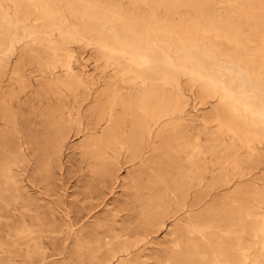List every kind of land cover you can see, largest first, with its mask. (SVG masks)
<instances>
[{
	"label": "rangeland",
	"instance_id": "374dc122",
	"mask_svg": "<svg viewBox=\"0 0 264 264\" xmlns=\"http://www.w3.org/2000/svg\"><path fill=\"white\" fill-rule=\"evenodd\" d=\"M0 264H264V0H0Z\"/></svg>",
	"mask_w": 264,
	"mask_h": 264
},
{
	"label": "bare ground",
	"instance_id": "6f19581e",
	"mask_svg": "<svg viewBox=\"0 0 264 264\" xmlns=\"http://www.w3.org/2000/svg\"><path fill=\"white\" fill-rule=\"evenodd\" d=\"M32 1V0H31ZM144 1V0H143ZM26 3V2H25ZM40 4V3H39ZM41 5V4H40ZM43 5V4H42ZM58 6V5H57ZM89 7V6H88ZM40 8V7H39ZM26 9V8H25ZM53 9V8H52ZM93 9H94V7H93ZM138 9V8H137ZM28 10V9H27ZM44 10V9H43ZM42 10V11H43ZM50 11V10H49ZM105 11V10H104ZM31 12V11H30ZM103 12V11H102ZM56 13V12H55ZM72 14V13H71ZM50 15V14H49ZM25 18V17H24ZM39 18V17H38ZM138 18V17H137ZM56 19V18H55ZM63 20V19H62ZM42 21V20H41ZM4 23V22H3ZM146 23V22H145ZM39 25V24H38ZM114 25V24H113ZM132 25H133V23H132ZM147 25V24H146ZM139 27H141V26H139ZM53 28V27H52ZM133 28H134V26H133ZM113 29V28H112ZM121 29H123V28H121ZM6 30V29H5ZM141 30V29H140ZM34 31V30H33ZM109 31V30H108ZM163 31V30H162ZM41 32V31H40ZM48 32V31H47ZM125 32V31H124ZM147 33V32H146ZM171 33V32H170ZM35 34V33H34ZM175 34V33H174ZM178 34V33H177ZM36 35V34H35ZM34 35V36H35ZM148 35V34H147ZM146 36V35H145ZM152 36V35H151ZM65 37V36H64ZM178 37V36H177ZM150 38V37H149ZM150 39H152V38H150ZM52 42V41H51ZM158 46V45H157ZM159 48V47H158ZM125 51V50H124ZM7 55V54H6ZM5 55V56H6ZM222 56H224V55H222ZM68 59V58H67ZM248 59V58H247ZM52 61V60H51ZM112 61V60H111ZM242 61V60H241ZM52 63V62H51ZM64 64V63H63ZM252 64V63H251ZM180 66H182V65H180ZM123 67V66H122ZM178 67V66H177ZM180 69H181V67H179ZM178 68V69H179ZM120 69V68H119ZM183 70V69H182ZM76 74V73H75ZM136 77V76H135ZM139 79V78H138ZM58 81V80H57ZM83 82V81H82ZM115 82V81H114ZM163 82V81H162ZM75 84V83H74ZM79 84V83H78ZM165 85V84H164ZM230 93V95H231V98H232V100H234L235 102H237V99L233 96V93L230 91L229 92ZM235 96H236V94H235ZM76 98V97H75ZM135 101V100H134ZM80 102V101H79ZM261 102V101H260ZM230 105V104H229ZM238 105V104H237ZM247 105V104H246ZM241 106V105H240ZM73 108V107H72ZM254 109V108H253ZM70 112V111H69ZM243 112V111H242ZM168 115V114H167ZM160 121V120H159ZM178 123V122H177ZM184 124V123H183ZM106 126V125H105ZM157 126H158V124H157ZM184 127V126H183ZM241 129V128H240ZM243 129V128H242ZM184 134V133H183ZM263 136V135H262ZM190 137V136H189ZM211 137V136H210Z\"/></svg>",
	"mask_w": 264,
	"mask_h": 264
}]
</instances>
